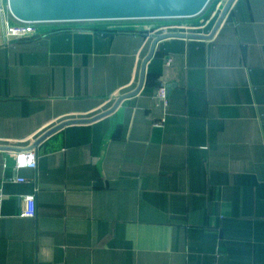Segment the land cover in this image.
Here are the masks:
<instances>
[{
    "label": "crops",
    "instance_id": "1",
    "mask_svg": "<svg viewBox=\"0 0 264 264\" xmlns=\"http://www.w3.org/2000/svg\"><path fill=\"white\" fill-rule=\"evenodd\" d=\"M228 1L11 43L0 0V264H264V0Z\"/></svg>",
    "mask_w": 264,
    "mask_h": 264
},
{
    "label": "water",
    "instance_id": "2",
    "mask_svg": "<svg viewBox=\"0 0 264 264\" xmlns=\"http://www.w3.org/2000/svg\"><path fill=\"white\" fill-rule=\"evenodd\" d=\"M234 0H229L223 16ZM211 0H8L13 18L20 23L64 24L189 19L199 16ZM170 38L206 39L183 34ZM133 96V95H131Z\"/></svg>",
    "mask_w": 264,
    "mask_h": 264
},
{
    "label": "rangeland",
    "instance_id": "3",
    "mask_svg": "<svg viewBox=\"0 0 264 264\" xmlns=\"http://www.w3.org/2000/svg\"><path fill=\"white\" fill-rule=\"evenodd\" d=\"M225 0H211L206 9L199 16L189 19H175V20H150V21H121V22H106V23H76V24H49L41 26L43 36L46 37L49 34L55 33L57 31L63 30L65 27H106L107 31H122L133 34V29L137 30L142 27H154L157 29V34L161 36L164 34V30L168 29L170 32H176L181 30H191L189 32H193L196 28H199L200 24L204 22L205 19L210 17L213 10L217 9V6L222 9V4ZM12 22L14 24H19L14 18H12ZM168 30L166 31L167 33ZM48 33V34H47ZM42 36V38H43ZM35 38H19L13 39L11 43H24Z\"/></svg>",
    "mask_w": 264,
    "mask_h": 264
},
{
    "label": "built area",
    "instance_id": "4",
    "mask_svg": "<svg viewBox=\"0 0 264 264\" xmlns=\"http://www.w3.org/2000/svg\"><path fill=\"white\" fill-rule=\"evenodd\" d=\"M2 15H3V36L7 41H11L13 39H19V38H35L39 39L42 38L43 33L41 26L43 25H49V24H42V23H20L14 24L11 19L13 18L9 5L8 0L2 9ZM11 18V19H9ZM168 29L164 30L163 35L167 34H174L175 32L167 33ZM48 34V33H47ZM44 37V36H43ZM160 96L162 99H166L167 93L166 89H161ZM17 165L19 168H31L36 169L37 168V154L34 152V150L20 154L17 156ZM3 201L2 193L0 192V204ZM37 215V208H36V201L32 198L26 199V209L22 213V216L25 218H35Z\"/></svg>",
    "mask_w": 264,
    "mask_h": 264
}]
</instances>
